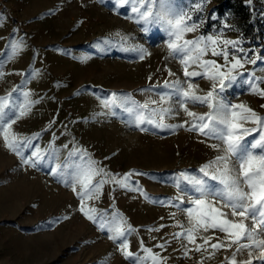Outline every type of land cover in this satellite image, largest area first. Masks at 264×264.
I'll use <instances>...</instances> for the list:
<instances>
[{"label": "rangeland", "instance_id": "1", "mask_svg": "<svg viewBox=\"0 0 264 264\" xmlns=\"http://www.w3.org/2000/svg\"><path fill=\"white\" fill-rule=\"evenodd\" d=\"M239 4L242 9L236 11ZM126 8L118 9L115 0H0V71L5 73L0 78V95L19 87L39 101L13 125V131L23 136L39 133L33 143L41 149L51 144L59 156L58 160L46 156L49 162L36 167L23 165L0 137V264H130L108 233L79 211L80 200L72 187L50 172L74 145L87 150L112 174H140L133 175L131 182H138L146 196L108 183L98 200L87 202L109 216L119 212L137 230L128 237L130 251L143 256L139 251L143 241L145 247L167 257L165 264L201 260L223 264L231 255L232 250H220L207 258L206 252L193 250L185 257L186 241L175 239L174 234L181 231L177 222L189 226L186 215L162 203L177 194L175 174L194 171L218 154L210 147L216 141L186 127L174 132L140 131L124 122L126 114L102 104L111 93L131 94L141 103L159 100L157 93L168 91L163 88L165 80H184L178 59L169 56L164 33L156 28L142 32L140 25L127 18ZM193 20L204 23L186 39L222 34L224 39L240 40L239 46L250 57L254 52L264 55V0H208ZM117 32L129 40L122 41ZM12 39H22L24 47L9 59ZM130 45H142L150 54L141 60L137 53L125 50ZM204 58L224 63L211 53ZM168 70L175 75L169 76ZM241 71L264 77V61L246 64ZM193 83L201 95L211 87L210 81L200 77L193 78ZM232 91L236 93L229 97L232 103H243L264 116V98L239 88ZM189 108L207 111L204 106ZM187 119L179 111L165 122L180 124ZM160 225L165 227L159 232L147 231ZM201 235L211 236L213 230ZM215 235L223 237L218 231ZM165 241V249L155 247ZM197 242H202L199 237ZM237 259H247V252Z\"/></svg>", "mask_w": 264, "mask_h": 264}, {"label": "snow or ice", "instance_id": "2", "mask_svg": "<svg viewBox=\"0 0 264 264\" xmlns=\"http://www.w3.org/2000/svg\"><path fill=\"white\" fill-rule=\"evenodd\" d=\"M207 2L190 0L185 4L184 0H115L118 9L127 6V18L140 25L142 32L148 33L156 28L164 33L169 56L178 59L184 80H165L163 88L168 91L157 93L159 100L149 98L141 103L134 100L131 94L111 93L102 100V104L105 108L118 109L126 114L124 122L140 131L155 128L174 132L177 128L186 127L188 131L216 141L210 147L218 154L194 171L175 174L173 184L177 194L162 202L186 215L189 226L177 222L176 226L181 231L176 232L174 238L186 241L183 245L185 257L193 250L206 252L207 258H213L220 250H232L223 264H264V116L243 103H232L229 98L236 94L232 91L236 88L264 98V88L260 87L264 77L255 76L253 72L245 75L241 71L246 64L256 65L258 61H264V55L254 52L250 57L239 46L240 40L224 39L222 34H202L186 39L188 33L202 27L204 21L193 20V16L201 12ZM212 19L216 17L212 16ZM116 36L125 42L129 40L128 36L119 32ZM23 47L22 39H12L8 58L16 56ZM125 50L137 53L141 60L150 54L142 45H130ZM209 53L222 57L224 63L205 59ZM4 75L0 71V78ZM168 75L175 74L168 70ZM196 77L211 82L209 90L202 95L198 94L199 86L193 83ZM17 93L20 95H15ZM37 103L39 101L32 99L30 91L19 87L0 95V137L5 148L14 153L23 165L30 167L48 163L46 156L59 159L58 150L51 144L41 149L33 143L39 133L23 136L13 131V125L27 116ZM189 105L204 106L207 111L197 113L191 111ZM261 107L264 108V105ZM179 111H183L189 119L180 124L165 122L166 118L177 115ZM116 114V111H112V115ZM247 124L253 126L246 127ZM64 148H68V145H64ZM28 150L30 155H25ZM50 172L66 186L72 187L80 200L79 211L101 231L108 233V239L117 243L118 251L130 264H165L167 257L145 247L143 241L139 250L144 253L143 256L130 251L128 237L137 230L127 223L122 214L113 211L109 216L106 210H98L87 203L98 200L104 185L108 183L146 196L138 182H131V177L139 173L112 174L100 167L87 150L75 145L64 161L57 163ZM163 227L160 225L147 231L159 232ZM209 230H213V235H201V232L207 233ZM216 231L222 233L223 237L216 236ZM198 237L202 242H197ZM167 244L168 241H165L155 247L165 249ZM189 245H194V248ZM245 252L247 259L238 260L237 257ZM198 264H203V260Z\"/></svg>", "mask_w": 264, "mask_h": 264}, {"label": "trees", "instance_id": "3", "mask_svg": "<svg viewBox=\"0 0 264 264\" xmlns=\"http://www.w3.org/2000/svg\"><path fill=\"white\" fill-rule=\"evenodd\" d=\"M242 9V7H241V5L239 4L238 6H236V7H234V9L236 10V11H238V9Z\"/></svg>", "mask_w": 264, "mask_h": 264}]
</instances>
